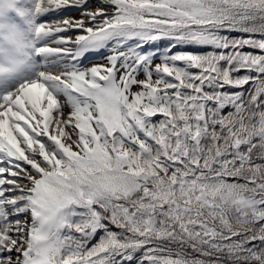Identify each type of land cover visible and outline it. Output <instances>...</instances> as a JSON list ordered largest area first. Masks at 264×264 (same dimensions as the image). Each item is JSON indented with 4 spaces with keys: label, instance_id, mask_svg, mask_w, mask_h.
<instances>
[{
    "label": "snow or ice",
    "instance_id": "snow-or-ice-1",
    "mask_svg": "<svg viewBox=\"0 0 264 264\" xmlns=\"http://www.w3.org/2000/svg\"><path fill=\"white\" fill-rule=\"evenodd\" d=\"M0 264H264V0H0Z\"/></svg>",
    "mask_w": 264,
    "mask_h": 264
}]
</instances>
